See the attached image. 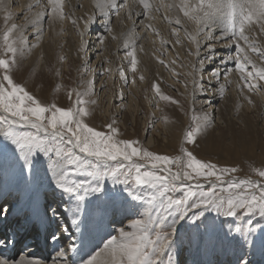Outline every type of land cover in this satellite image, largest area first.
<instances>
[{"label":"snow or ice","instance_id":"1","mask_svg":"<svg viewBox=\"0 0 264 264\" xmlns=\"http://www.w3.org/2000/svg\"><path fill=\"white\" fill-rule=\"evenodd\" d=\"M134 2L142 11H134L129 0H96V12L74 18V12L66 13L65 0H33L19 14L11 11L12 0H0V264H41L39 259L4 255L22 231L37 224L50 229V240L58 245L52 264H264V167L252 170L258 179H242L233 175L237 167L197 158L188 145L215 125L210 113L193 116L181 155L170 157L149 151L138 140L118 139L115 119L106 125L107 132L85 122L89 109L84 105L97 103L83 99L96 95L94 77L83 93L72 90L75 104L68 108L42 102L17 79L24 58L42 43L46 24L71 19L80 37L83 68L94 72L88 63L94 45L87 38L93 25L104 30L97 38L103 44L105 33L118 38L112 24L121 12L134 32L135 17L155 20L163 10L164 19L178 26L171 29L177 43L183 30L196 46L189 52L198 58L188 73H197L193 102L197 90L209 91L202 82L206 63L233 62L243 81L240 91L264 94V0ZM168 10L177 13L174 20ZM189 23L193 31L185 27ZM144 27L157 31L151 24ZM210 41L234 46L235 55L217 57L216 43ZM122 47L135 74L137 46L126 38ZM202 49H207L205 55ZM66 59L58 56L61 64ZM111 71L102 68L101 74ZM55 74L60 76V69ZM227 74L219 66L209 73L221 98L226 91L221 77ZM119 76L124 84L136 83L122 68ZM153 87L161 100L179 104L162 94L158 83ZM244 98L254 105L250 95ZM119 99L123 107V91Z\"/></svg>","mask_w":264,"mask_h":264},{"label":"rangeland","instance_id":"2","mask_svg":"<svg viewBox=\"0 0 264 264\" xmlns=\"http://www.w3.org/2000/svg\"><path fill=\"white\" fill-rule=\"evenodd\" d=\"M155 3H158V0ZM69 9L70 6L66 4L65 0L66 13L70 11ZM11 11L15 13L13 8ZM89 14V10H86L80 17L86 18ZM159 14L158 22L162 27L164 26V29L163 31L159 29L151 31L150 48L148 47V50L153 52L150 59L153 63H150V60L149 62L146 60V63L140 62V68L136 70V73L131 72L129 80L133 78L132 76H135L136 80L132 92H130V88L133 84H122L119 69H123V67L121 63L118 64L115 61L116 59H111L114 55V47L109 43L108 46H110L105 48L107 51L105 57L108 58L104 57L102 66L104 69L110 68L112 70L110 74L113 76L112 80L106 83L103 93H99L100 89L97 84L102 80L96 77L95 71L86 72L84 70V60L78 54L80 37L75 28H69L72 24L69 19L59 24L60 29L58 28V30L62 34H59L57 38L59 43L57 47L53 49L54 46H52L49 50L44 49L40 54L32 55L33 51L28 54L22 62L23 68L18 73L17 79L26 83L28 90L42 102L55 103L57 106L68 108L75 104L76 92L72 90L75 89L83 93L88 86V80L94 77L96 95L83 97L85 100L94 99L97 101L96 104L84 105L89 109V115L84 118L89 126L107 132L106 125L115 119L119 129L118 139L138 140L144 148L160 155L170 157L181 155L180 149L184 145V135L195 123L193 116H200L202 112L206 111L204 106L206 99L200 95L202 92L197 90L195 102H193L192 80L195 72L192 76L188 75L192 71V65L196 64L198 60L194 55L189 54L190 50L191 52L195 50L193 42L186 33L179 31L180 42L177 43V36L172 34L171 29L178 26L170 24L168 20L164 19V13L159 12ZM167 16L172 19L168 12ZM16 22H18L17 19ZM3 26L2 13L0 14V30ZM80 27L83 28L82 19ZM185 27L189 31L194 30V26L190 23ZM67 28L72 30L68 31ZM169 39L170 43H162ZM60 44L63 45L62 48ZM105 51L101 54L103 55ZM60 54L67 58L62 64L58 62ZM231 54L235 55L234 49ZM90 56L89 53L88 63L95 70L96 64L92 65V62L89 61H93L94 58ZM160 59L165 63L161 64ZM106 61L110 63L106 64ZM172 61H176V63L173 65ZM147 64H152L155 67L150 65L149 68ZM141 65L148 68L144 70ZM151 68H154L155 71ZM172 68H175V72L171 70ZM57 69L61 71L60 76L55 74ZM249 70H251V66H249ZM237 72L239 77L235 80L236 82H233V90L231 89L233 92H229L226 100L220 99L221 101L217 102L219 109L216 110L215 115L217 118L219 117L220 122H217V118H215V125L198 135L197 143L188 145V147L199 159L211 161L218 166L237 167L239 171L233 175L238 178L258 179L252 170L264 167V94L248 93L246 88L244 92H241L238 85L243 84V81L240 79L241 74L238 70ZM110 74L105 72L103 77ZM141 76H143V80L140 79ZM155 83L160 85L162 94L179 101V104L161 100L155 93L153 87ZM120 91H125L123 107H121L119 99ZM70 92L72 93L71 98H69ZM246 93L251 96L255 102L254 105H250L244 98ZM150 138L153 140L151 145L149 144ZM45 199H49V197H45ZM36 232L38 233L37 230ZM24 244L20 251L27 248Z\"/></svg>","mask_w":264,"mask_h":264},{"label":"bare ground","instance_id":"3","mask_svg":"<svg viewBox=\"0 0 264 264\" xmlns=\"http://www.w3.org/2000/svg\"><path fill=\"white\" fill-rule=\"evenodd\" d=\"M32 2H33V0H12L13 5L11 8H13L15 14H19L22 12L24 7H26L29 3H32ZM152 2L155 3L156 0H152ZM174 2L178 3L179 0H158V3H164V4H172ZM66 4L70 6L69 10L74 12V18L80 17L83 13L86 12V10H89V13H90L89 15H91L93 12L97 11L95 8L96 0H66ZM129 5L134 11H142L141 6H139L138 3L134 2V0H129ZM167 12H168V15L172 19L175 18L174 16H175L176 12L174 10H168ZM2 13L3 12H0V14H2ZM162 13H163V10H162ZM155 15L157 17V19H155V20L147 19L144 17H135L137 24H136L135 31L133 32L132 31V29H133L132 21L126 19V13L125 12H121L120 17L118 19L114 18L113 24H112V30H113L112 34H114L118 38L114 40V39H112V35L105 33L106 38H105V41L103 44L97 43V38L104 30L100 27L99 24H95L92 26L91 31L89 32L87 38L90 41V44L94 45V46L90 47L91 50L89 52L91 54L90 57L94 58V60L93 61L89 60V61L92 62V65L96 64V68H95L96 77L100 78L102 80L101 82L98 81L99 83L97 84L98 88L100 89L99 93H103V90H101V86L103 85L105 87L106 83H109L112 80V76H113V74H110L107 76L105 75L103 77V75L105 73L101 74L102 68L104 69V67L102 66L104 63V57L106 56V53H107V51H105V48L110 46V45L108 46L109 43L111 44V46L113 44V47H114V49H113L114 55L111 57V59H116L115 61L118 62V64L121 63V66L123 67L124 72H125L126 76L129 77V79L131 78V72L132 71H131L128 59L125 58L126 57V54H125L126 50L122 47L126 38L129 39L131 43H134L137 46V61H138L137 69L140 68V64H139L140 62L146 63V60H147V62H149V60L151 59V54L153 53V52L151 53L150 49L148 50V47H149V44L151 41V40L149 41V39L151 38L152 29H147L144 27V25L151 24L153 26V28L156 30L159 29V30L163 31V29H164L163 28L164 26L162 27L161 24L158 22L159 15H160L159 12L155 13ZM70 20L71 19H69V21ZM17 21H18L17 23H20V24L24 23L23 19H21V18H17ZM59 24H61V23L56 22V23L52 24L51 26H49L47 24L45 25V33L43 36L42 43L40 44V46L38 48L33 50V52L31 53L32 55L33 54H40V52L44 49L49 50L52 46H54L53 49L55 47H57V45L59 44L57 41V38L59 37V31H60V30H58ZM68 26H69V24H68ZM69 28H74V27L71 24V26ZM166 29H167V26H166ZM67 30L70 31L72 29L69 30L67 28ZM218 31L219 30L216 29L217 34H218ZM181 32L183 33L184 31L181 30ZM28 37H29L30 41L35 42L34 41V34L31 31L28 32ZM166 38H168L167 35H166ZM168 41H171V40L169 39ZM208 43H216V49H217L216 56L217 57L227 56V55L231 54L233 49H234V46L225 47L224 44H221V43H218L215 41H210ZM193 45L196 48L194 43H193ZM141 46L143 48L142 51L140 50ZM92 48H93V50H92ZM103 51H105V53L102 55L101 53H103ZM194 52H195V50H194ZM206 52H207V49H202L201 55H205ZM74 54H75V52H74ZM194 57L197 58L195 55H194ZM95 58H97V59L95 60ZM105 58H108V57H105ZM111 59H107V60L110 61ZM150 63H153V62H151V60H150ZM106 64H108V62H106ZM142 65L144 66V64H142ZM150 65H152V64H150ZM150 65H148V67ZM154 65H155V63H154ZM154 65H152V66L155 67ZM217 66H219L221 68L222 73H224L225 69L228 70L227 78L225 79L223 76L221 77V83H224L225 87H226V91H225L223 98H221L217 93V87H216L217 82L213 79L209 83V73L212 69H214ZM148 67H146V68H148ZM146 68L143 67L142 69L145 70ZM234 68H235V65L233 62H229L226 65H220L218 63H214V64L206 63L205 64V68H204V71L202 73V76H203L202 82L205 84V87L209 89V91L206 93L202 92L200 95L206 99V102H204V104L206 103L204 105L206 107V111L208 113H210L212 116H214V118H217L215 113H216V110L219 109V107L217 106V102L220 99L226 100V97L229 95V92L233 90V82L235 80H237L239 77L237 70H235ZM152 69H153V71H155L154 68H151V70ZM144 70H143V72H144ZM148 70L150 72V69H148ZM194 76H197V73H195ZM120 79L122 81V84H124L122 78H120ZM228 81H232V83L229 84ZM124 85H126V84H124ZM132 89H134V84L131 85L130 92H132ZM123 92H124V96H125V91H123ZM209 100L212 101L211 107L207 106ZM217 119H216V121L218 122L219 117ZM152 143H153V140H152V138H150L149 144L151 145ZM40 229H45V228H43L42 226L37 224L36 227L34 228V230H32V231H30V228L28 229L27 232L22 231L21 234L18 237H16V244L13 247L7 248L4 251V255L9 256L14 260L19 259L20 257H25V258L39 259L41 261V264H52V261L55 259V257H54V255L51 256V254L55 253L58 245L53 244L51 242V240H50L51 230L50 229H45V231L48 233L47 234L48 236L39 235ZM36 230L38 231V233L36 232ZM29 239H31V242H28ZM23 243H25L24 245L27 248L22 249L20 251V248H22L21 246L23 245ZM97 243H99V238L97 239Z\"/></svg>","mask_w":264,"mask_h":264}]
</instances>
